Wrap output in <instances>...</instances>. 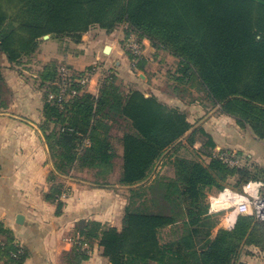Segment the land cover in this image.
<instances>
[{"label": "trees", "instance_id": "obj_1", "mask_svg": "<svg viewBox=\"0 0 264 264\" xmlns=\"http://www.w3.org/2000/svg\"><path fill=\"white\" fill-rule=\"evenodd\" d=\"M121 23L178 59L173 94L184 98L183 92L194 95L184 87L196 89L264 141V0H0V57L19 65L47 35L79 43L95 25L111 33ZM58 68L50 63L40 75L46 122L57 126L46 134L57 173L66 175L77 165L106 179L118 157L114 133L122 134L118 181L129 187L123 228L82 222V239H99L111 264H234L242 241L252 239L250 222L241 217L233 231L217 230L210 190L233 177L241 185L256 178L252 172L224 164L213 134L194 127L179 107L117 84L116 66L98 95L81 91L62 106L51 102ZM2 69L0 62V107L6 108ZM185 136L190 145L202 143L209 162L174 152L167 158L173 177L151 181L157 162ZM85 139L90 144L80 151ZM62 190L54 185L48 198L58 200ZM6 241L0 253L8 264H23L27 252L13 257L10 252L20 247ZM76 248L80 263L87 255Z\"/></svg>", "mask_w": 264, "mask_h": 264}, {"label": "crops", "instance_id": "obj_2", "mask_svg": "<svg viewBox=\"0 0 264 264\" xmlns=\"http://www.w3.org/2000/svg\"><path fill=\"white\" fill-rule=\"evenodd\" d=\"M96 28L104 31L109 44L104 45L103 38L94 44L89 34ZM131 29L128 23H121L114 32L108 33L95 25L83 34L79 43L71 38L56 39L47 35L48 38L44 37L36 55L42 58L36 59V63L28 62L31 60L28 58L12 66L4 55L0 57L7 85L4 93L7 107H0V229L7 234L0 235L6 244L9 239L13 240L15 247L24 248L27 256L23 264H111L102 253L99 239H82L80 224L96 221L104 228L122 230L129 189L118 181L123 163V148L119 143L122 134L119 131L114 133L118 149L116 167L114 171L103 174L106 179L102 175L98 178V171L77 165L66 175L57 173L46 138V134L57 129V126L46 122L45 88L40 85V75L47 65L66 64L76 73L86 70L93 63L116 66L118 81L128 88L139 90L146 97L156 96L167 105L179 107L184 112L186 109L190 112L193 110L199 118L204 113V107L198 100L191 103L172 93L176 85L175 77L170 75L158 79L165 71L173 73L178 59L168 51L154 47L150 39L140 37L138 32L146 56L137 68H131L130 55L123 43ZM107 46L112 48L110 54L105 52ZM49 47L52 52L46 51ZM49 56L53 57L51 62L44 60ZM29 67H34L36 71ZM99 91L93 80L88 92L98 95ZM193 117L188 115L191 123H194ZM153 179L154 172L150 177L151 181ZM56 184L63 186L62 193L58 200L49 199L48 195ZM19 215L25 218L23 224L17 222ZM241 217L250 222L247 238L252 239L242 241L241 252L234 264H264V222L252 216L226 213L220 218L217 216V230L233 231ZM74 238L81 239L85 245L80 250L86 253L87 258L80 263L77 262L79 258L76 251L79 249L72 241ZM8 258L0 253V264H8Z\"/></svg>", "mask_w": 264, "mask_h": 264}, {"label": "rangeland", "instance_id": "obj_3", "mask_svg": "<svg viewBox=\"0 0 264 264\" xmlns=\"http://www.w3.org/2000/svg\"><path fill=\"white\" fill-rule=\"evenodd\" d=\"M89 36L91 40L94 42V44L96 41L98 42L102 40V38L104 39V43H103L104 45L109 44L105 40L106 34L104 33V31L98 28L93 29L90 32ZM66 43L69 44L68 42ZM46 51L52 52L50 47ZM46 51L45 53L47 55L48 53ZM36 55L37 52L32 54V56L30 57L31 60L28 62L36 63L37 62L36 59L40 60L42 58V57H37ZM52 58H53L52 56H49L47 59L44 60H46L47 62L49 60L51 62ZM94 64L95 63H93L92 65ZM111 67L112 66L109 65V68ZM22 68H24V66ZM29 68L36 71L34 67H29ZM24 70L28 71V68L25 67ZM176 70L173 73H170L171 71L169 70L168 72L165 71V74L160 76L158 79L169 77L170 75L171 77L174 78L176 74ZM117 84H121V83L118 81ZM184 88H188L189 92H191L192 95L194 94L193 96H191V94L183 92L184 98H186L191 103L193 101L198 100L201 106L204 107V113L202 112L203 114L200 118L199 116H196L195 111L192 110L190 112L186 109L187 115L190 114L194 116L192 118V122L194 121V123H192L194 127L204 126L207 130H209L211 134H213V136L217 140V149L221 148L218 149V152H220L221 150L230 151V152L233 151L236 159L239 162V165L234 168H247L252 172L253 176L256 177V178H251L249 181L260 180L264 182V141L259 140L251 132V130L241 126L234 118L221 113L220 107H215L210 101L206 99V96L200 95L198 91H196V89H190L189 86H186ZM199 136L201 137V135H198L197 139H200ZM201 147H202L201 142H198L195 145H190L187 141V136L183 137L178 144H176L173 148L168 149L164 154V156L162 157V159L157 162L156 167L154 169L153 180L159 177H169V178L173 177L174 174L170 165L167 163V158L174 152L176 153L177 156L196 159L200 162H203L204 164H207L209 162V158L204 156L202 151H200ZM247 182H244L243 184L240 185L238 183L237 178L234 177L229 178V180L226 183H224L223 188H213L212 190H210V195H216L219 192H221L225 187L228 186L241 191L243 189V186ZM210 204H211V200H210ZM226 213L233 214L234 211L232 210L228 212H222L217 214V216H219L220 218V215H224Z\"/></svg>", "mask_w": 264, "mask_h": 264}, {"label": "built area", "instance_id": "obj_4", "mask_svg": "<svg viewBox=\"0 0 264 264\" xmlns=\"http://www.w3.org/2000/svg\"><path fill=\"white\" fill-rule=\"evenodd\" d=\"M124 47L130 55L132 68H137V65L146 56L144 43L139 38L138 34L131 29L123 39ZM113 68H109L106 64H94L81 72H74L69 66L60 65L58 68L59 80L58 91L49 94V100L62 106L64 103L71 101L79 92L89 91L93 80L96 81L99 89L104 81L112 75ZM90 142L85 139L81 145L80 151ZM219 159L229 167H237L239 165L233 151H221ZM66 197V194H63ZM234 211L239 215H247L264 222V182L251 180L247 182L241 191L233 187H225L221 192L212 195L209 212L217 215L222 212ZM72 241L80 247L85 248L81 239L74 238ZM7 246L0 235V247ZM13 257L25 254L24 248L20 247L17 250L10 252Z\"/></svg>", "mask_w": 264, "mask_h": 264}, {"label": "water", "instance_id": "obj_5", "mask_svg": "<svg viewBox=\"0 0 264 264\" xmlns=\"http://www.w3.org/2000/svg\"><path fill=\"white\" fill-rule=\"evenodd\" d=\"M46 38H48V36H46ZM111 50H112L111 46H107L105 52L107 54H110ZM24 220H25V218H24L23 215H19L18 218H17V222L19 224H23L24 223Z\"/></svg>", "mask_w": 264, "mask_h": 264}]
</instances>
